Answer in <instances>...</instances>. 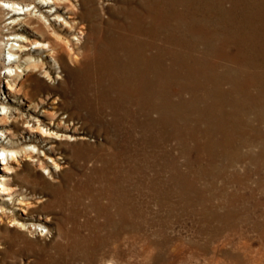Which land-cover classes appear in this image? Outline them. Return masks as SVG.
<instances>
[{
  "label": "rangeland",
  "instance_id": "rangeland-1",
  "mask_svg": "<svg viewBox=\"0 0 264 264\" xmlns=\"http://www.w3.org/2000/svg\"><path fill=\"white\" fill-rule=\"evenodd\" d=\"M203 1L204 0L194 1L193 7H195L196 10L194 8H192V10L194 14L199 17L193 18V20L191 19L189 23L193 21V23L191 24H193V26H198L199 24L200 25L205 24V22L208 21V23L210 24L212 23L210 30L213 32V34L212 32H210L212 37L210 33L208 37L207 34L209 31H207L206 38L207 39L210 38L209 41L210 40L211 41L207 43L205 42V44H203L201 41L202 40L201 35L197 34L196 31H194L195 33L191 37L194 39V44H196L195 46L197 47H194L193 49H198L201 52V55L203 56L202 58L205 57L204 60L205 59L207 60V61L203 60L205 64L212 59L210 63H213L216 69L212 68L214 69V71L212 70L213 72L210 70H209L210 72L206 70H203L199 73L197 72L196 74L192 75V78H189L185 72H182V75L179 76V79L176 80V83L174 82V84L170 85V87H172V89L175 90V92L173 93L170 92V97L176 101V106L171 108L172 112L169 117L170 119H167L166 120L167 122L165 121L161 125L163 128L161 126L159 127V129L161 130V131L159 130V143L160 144L156 146V150L154 154L156 161H153L154 163H151V165H150V161L149 163L145 161L143 162L140 161L141 167H143L145 170L142 168L143 171H140V173H136V174H134V172L131 170V167H134L136 166V164H140V163L137 162V160H135L133 157L126 158L124 156H121V154H119L120 149L117 147V145H115L116 147L114 146L112 148L107 147L106 145L108 146L112 145L110 138L108 136V133L105 131L104 128L102 129V127H100L99 124L97 126V124L90 122V120L88 119L89 116H87L88 114H85L87 113V110L84 107V105H85V100L88 96V93L85 92V90L82 88L83 87L82 79L81 77H79L82 72L81 67L84 66V63L82 61L84 59L83 54L88 49L89 42H91V39L88 38V36H85V34L81 31L82 30L87 31V29H89V27H91L92 24L101 25V26L104 24H107L106 21L109 18H121L123 14L121 12V9L119 8L123 4L127 5L128 4L127 0H34V1L31 0L33 4L30 6L28 13L19 15L20 20L17 23L11 22V20L14 19V15L12 11H9V9L4 8L0 4V151H2V148L4 146H9L10 148L16 149L18 151L17 158H15V160L13 161L11 160L9 163H6V161L0 156V180H2L3 183H5L6 186L9 187L7 189L10 190L9 192H5L6 188L3 187V183L0 181L1 183L0 184V230H4V232L6 233L5 234L6 236L4 237L0 234V239H1L0 240V264H46V263L47 264H54V263L55 264H58V263L59 264H63V263L64 264H75V263L76 264H79V263L80 264H91V263L97 264L99 262H100L99 264H105V263L107 264V260L110 257H112L114 253H116L115 251H118L119 253L117 254V257H119V261L121 262V264H223V263L224 264H235L236 262H237L236 264H240V263L241 264H259V263L264 264V255H263L264 254V249H263L264 248V208H263L264 207L263 205L264 204L263 202L264 201V150H263L264 149V140H263L264 135L262 137V134H264V115H263L264 114V111H263L264 110V91L263 90L261 91L259 87H257V85H253V86L250 85L251 80H252V78L250 77V73L255 70L254 68L251 67L250 65L251 63L248 64L249 62L246 63L244 60H242L243 53L241 54L239 53V56L241 55L240 60H236L235 58L234 60L233 59L230 60V57L228 56V55L233 56V53L234 55L237 54L236 51H238V45L240 44L239 35H236L235 38H233L231 42H230L231 36L230 37L228 36L229 40L225 38L226 40H228L227 41L228 44L226 46L222 45L223 47L221 48L218 47L220 53L222 54L225 53L223 60L218 57V61L222 63L224 61L226 64V67L225 65H220V63L219 64L214 63L215 62L214 56L216 57L215 55L216 50L214 49V46H216V44L217 46H219V43H221L220 42L221 40L218 35L222 33V32L218 33L215 30V28H217V26L219 25L218 23H221L224 19H226V15L222 10L226 8L231 9L234 5L235 0H229V1L228 0H223V1L205 0L204 5H203ZM237 2H239L236 4L237 10L235 9L234 10L235 14H231L229 18H233L234 20L236 19L243 20L246 23L262 20L260 21L261 25L264 24V20H263L264 19V5H263L264 0H248V1L247 0H237ZM24 3L25 4L30 3V0H25ZM196 3L197 5H195ZM240 6L242 9L240 8ZM112 10L114 12H112ZM203 10L204 11L206 10V11L204 12ZM209 12L210 14H208ZM256 13L257 14L259 13V14L257 15ZM200 14L202 15L200 16ZM204 14H206L207 19L209 20L204 19V16H205ZM233 15L234 17H232ZM33 17H37V18L39 17L38 19L40 21L32 20L31 18ZM212 17H214L215 19ZM176 22L178 26V22H180V20L179 21L176 20ZM216 22H217V25H216ZM218 27L227 28L226 26H221V25H219ZM227 29L229 30V28ZM213 30L216 32H214ZM229 31L228 33H230ZM17 34L25 38V40L18 39L17 37L15 39V35ZM230 34H233V33H230ZM58 35H59V38H58ZM36 40H40L41 42L37 43ZM85 40H86V44H85V47H83L82 43L83 41L85 43ZM12 42L17 44L14 47H18V44L22 43V44H26L28 47H33V48L30 50H25V51L18 49L17 51L20 56L16 58L15 55L12 54L13 53L12 52L13 51ZM250 42L251 41H248V43L246 42V45H249ZM49 43L55 44V47H53V49H50L49 47L43 48V49L35 47L38 44H49ZM86 45H87V48H86ZM176 49L178 50V52H181L179 48H176ZM53 51H55V53H53ZM244 51L251 52V49L248 46L244 48ZM210 54H213V55H210ZM29 56H33L39 61V66L41 67V69H39L40 68L39 66L37 67H34L33 65L29 66L28 64ZM259 59L260 61H263V58L261 56L259 57ZM10 65H13V68H10L9 67ZM205 66L206 68L210 67V65L208 66V64ZM16 68L18 70L17 74H16V71H17ZM257 71L263 72V69L258 68ZM46 72H47V75H46ZM238 72L239 73L242 72V73L239 74ZM231 74L232 75L234 74V76H232ZM244 74L247 76H245ZM218 75H220V77L222 78L221 80V84L223 86L222 88H225L226 92L232 90L230 89L231 83H233L235 80L236 81L238 80V82L242 84V87H240V85L238 84V87H240L236 89V91L237 90L238 91L237 92L235 90L233 92L231 91V93L228 94V96H226L225 98L223 97V100L220 96L210 97L207 93V91L209 90L208 88L210 89L218 88L217 84H219V82L216 79ZM223 75L225 76L223 77ZM211 76H214V77L211 78ZM226 78L229 81L226 80ZM192 80L196 84L198 83L202 84V86L195 93H191L189 90L187 91L186 89V86L191 85V83H193ZM216 81L218 83H216ZM11 83H13L12 88L9 86ZM227 83H228V86H227ZM183 84H185V86H183ZM207 84L208 86L210 84V86L208 88L207 87L205 88ZM166 85H169V83H167ZM82 89L84 90V92ZM182 89L183 90L186 89V90L183 91ZM257 89L259 92H257ZM167 91L169 93L170 90H167ZM182 94L183 95L185 94V95L183 96ZM193 95H195L194 97L196 98L194 102H191L192 104V107H191V106H188V104L190 103V100L193 97ZM242 95L243 97H241ZM245 95L246 96L248 95V96L246 97ZM250 95L253 96L254 99H256L257 101L252 100L251 102L250 100L248 102L249 99L247 100L246 98H249ZM235 96H237V98ZM206 97H209V98H206ZM180 100H183V101L187 100L186 102H188V104L186 105L184 104L183 106L179 105L178 102ZM232 100H236L238 103L242 102L241 106L243 107H241V109H235L232 105H230V103H227ZM213 101H215L214 103L216 104L214 110L213 111L210 110L211 112L206 110V113L200 114V112H203L204 108L207 107L209 104L215 105ZM252 106L253 108H251ZM221 108L225 109L224 117L221 115V111H220ZM173 109L176 110V112ZM189 112H192V113H189ZM260 113L261 114L263 113L262 116ZM247 114L250 116H248ZM179 115H181L182 118L178 117ZM251 117H254V118H251ZM189 118L190 120H188ZM238 123L239 125L241 124L240 125L241 129ZM80 124H83V125H80ZM65 125H69L70 128L67 129L65 127H62ZM44 126H45V129L50 130L51 128V130L55 132L58 131L59 133H66V134L68 132V134L71 135L72 137L71 136L69 138H64V137L54 138L53 137L49 141L43 142L41 141L42 140L41 136H42V130L44 129ZM218 126L221 128H219ZM208 128H211V129H208ZM10 129L15 130V133L14 132L8 133V130ZM219 129H221V131ZM253 130L256 132H254ZM180 131H183V132H180ZM6 132L7 134H9V137L15 134L14 135L15 137L12 138L15 141V143L12 144L11 146L9 145V139L5 138ZM105 132L107 133V135ZM80 135H85L87 136V138L86 137L80 138ZM258 136L260 138L259 141L257 139ZM218 137L219 138L221 137V138L219 139ZM180 138L182 141L180 140ZM171 139H173L174 141ZM170 140L172 141V143ZM55 142L58 145L54 146L53 144H56ZM84 144L85 146L86 145L87 146L85 147ZM89 144L91 145L89 146ZM26 146L27 147L29 146L28 148L30 149V151L31 149H33L31 155L28 154L30 152L25 151V149H27ZM203 149L205 151L204 153L202 152ZM161 150L162 151L164 150V152L162 153ZM239 150L240 152L242 150L243 151L240 153ZM75 151H78V152L81 151V152L78 153ZM105 151L106 152L109 151L110 157L116 158L117 156V158L115 159V164L117 163L116 166L121 165L122 168H120L119 170L122 173L124 172L123 174H128V176L130 177L129 179L133 177L132 179L136 181L138 176H140V178L142 179V183L140 184L137 183L135 185L137 186L139 184L140 188L141 186H143L142 189L141 190L137 189L138 191H136L135 189H133V187H131L130 188L131 191H129L127 194L129 196L131 195L129 198L128 204L125 207L127 211L125 210L123 214L119 210L120 213H122L124 216L121 214H117V215L112 214L116 210V208L115 207H111V209L109 208V203H110L109 200H110V197L114 189H112V186L108 184L107 180L106 181L100 180L101 178L96 175L97 172L96 170H94V167L100 164L99 162L101 161L99 157H102ZM206 151L209 153H206ZM74 152L75 154H73ZM121 152L123 153L125 151H121ZM188 152L190 155L188 154ZM90 153H92V155ZM127 154L129 153H126V155ZM86 155H88L89 157ZM160 157L162 158L161 160H160ZM168 157L169 159L171 157H174V158H171L169 161ZM230 157H232L233 159ZM251 158H254V159H251ZM121 159L124 161H122ZM214 160L215 162L213 163ZM218 161L221 164V166L218 163ZM118 163H120V165ZM230 164L233 166H231ZM159 168H161V170ZM184 168L185 170H183ZM82 170H85V171L82 172ZM246 170L248 171V173ZM85 172H86V176H85ZM255 172L256 173L258 172L259 174H255ZM149 173L151 175H149ZM169 174L170 176L172 174L173 175L170 177ZM249 174L251 175L249 176ZM205 176L207 178H205ZM86 177L88 178V180ZM94 177H95V180H94ZM189 177H191L192 179ZM186 178L189 182L186 180ZM56 183H58V185ZM257 184H259V186ZM262 185L263 187H260ZM86 188L87 190L90 188L89 192L84 191ZM113 188H114V185H113ZM202 190L206 192L204 193ZM110 191H111V195L109 194ZM233 193H235V195H233ZM82 194L84 197L82 196ZM116 194L117 193H115V195ZM63 195L65 196L63 197ZM93 195L96 197H94ZM115 195L114 194L112 195L114 196L113 200L116 197ZM74 196H76V198L73 199ZM78 197L80 198V200ZM51 198H60L64 202L60 201L59 203L60 204L62 203L61 205L59 204V206H52L50 208L52 210L48 209V211H45V210L41 211L40 209H33L34 205L39 204L41 200L43 201V199L45 200V199H51ZM183 198L184 200H182ZM66 199L68 200V202ZM94 202L96 204H94ZM204 204L206 207L204 206ZM103 205L106 208H103ZM30 206H33V207L31 208ZM260 206H263V207H260ZM91 207L94 209V211ZM172 207L174 208V211ZM237 208L239 209V211ZM80 210L82 211L83 214L81 213ZM80 213L81 215L79 216ZM84 213H86V215ZM143 213L145 216L143 215ZM82 215H84L85 218ZM49 216L51 217V219H47ZM98 216H102L103 217V218L101 217L102 220ZM169 216H170V219H169ZM69 217H70V220L68 219ZM237 217L238 218L240 217V218L238 219ZM232 219H234L235 221H233ZM107 221H109V223L110 222L112 223L109 224ZM68 222H69V227H68ZM99 223L101 224V226ZM140 223L142 224L140 225ZM58 224L61 225V227L65 229H74L76 231L78 230L77 232H78L79 237L78 236L77 237L80 239V245L82 246V248H80L79 250L77 249L78 251L75 253L76 255L72 254L73 255L72 256V255H69L68 253L60 254L58 252L60 248H58L59 246H57V242L61 241L60 238H58L59 236L57 233ZM96 224H98L99 226H96ZM109 226L110 228L111 227L112 228L110 229ZM135 228H139V229H135ZM115 230L119 232H116ZM92 233H95V235L94 234L92 235ZM215 233L217 234L215 235ZM128 236H130V238ZM140 237L142 238V240ZM148 237L150 238V240ZM165 237H168V238L165 239ZM98 240H101L102 242ZM108 240L110 241V243ZM121 240L123 241L121 242ZM54 242H56V244ZM196 244L198 247L196 246ZM119 245H121L122 247ZM116 247H118L117 248L118 250L116 249ZM120 248H122L124 251L121 250ZM195 251H198V252H195ZM140 253L143 255H139ZM103 258L105 259L103 260ZM238 260H239V263H238ZM249 260L250 261L252 260V261L250 262Z\"/></svg>",
  "mask_w": 264,
  "mask_h": 264
},
{
  "label": "bare ground",
  "instance_id": "bare-ground-1",
  "mask_svg": "<svg viewBox=\"0 0 264 264\" xmlns=\"http://www.w3.org/2000/svg\"><path fill=\"white\" fill-rule=\"evenodd\" d=\"M25 0H0V4L6 8L9 9V11H12L13 15H14V19L11 20V22L13 23H17L20 20V16L21 14H27L30 6L33 4L30 0V3H24ZM34 1V0H33ZM195 0H127L128 4L125 5L123 4L120 8L118 6L119 9H121V12L123 14V16L121 18H109L106 22L107 24L104 25H95L92 24L91 27H89V29H87V31L82 30L81 32H83L85 34V36H88V38L91 39V42H89V47L88 49L84 52V59L82 60L84 63V66H82L81 68V74L79 77H81L82 79V88L85 90V92L88 93V96L85 100V105L84 107L87 110L88 114L87 116L88 119L90 120V122L99 124L100 127H102V129L104 128L105 131L108 133V136L110 138V141L112 143L111 146H107V147H114L115 145H117V147L120 149L119 154H121V156L124 157H133L135 160H137V162H139L140 164H136V166L131 167V170L134 172V174L136 173H140V171H143L141 167V162L145 161L147 163H149L150 161V165L151 163H154L153 161H156L155 159V150H156V146L159 143V127L167 120L170 119V114H171V108L176 106V101L170 97V92H175V90L172 89V87H170L171 84H174V82L176 83V80L179 79V76L182 75V72H185L186 75L189 78H192L193 74H196L197 72H201L203 70L206 71H214L215 68L213 63H210L212 61V59L207 62L205 64V60L204 58H202L203 56L201 55V52L198 49H193L196 44H194V39L191 37L196 31L197 34L201 35L202 40L200 38V40L202 41L203 44H205V42H210L209 39L210 38H206L207 36L209 37V33L212 32L211 29V24L207 22H205V24H199L198 26H193V21L191 23H189V21L193 18L199 17L197 15L194 14L192 8L195 9V7H193V3ZM205 1V0H204ZM204 1H203V5H204ZM223 1V0H221ZM229 1V0H228ZM248 1V0H247ZM92 2V1H91ZM124 2V1H123ZM244 2V1H243ZM253 2V1H252ZM263 2V1H262ZM206 3V2H205ZM210 3V2H208ZM219 3V2H218ZM222 3V2H220ZM239 3L237 2V0L234 1V5L231 9H224L222 10L225 15H226V19H224L221 23H218L221 26H226L227 28H229V30L227 28H220L217 26V28H215V30L221 34H219V38H220V42L219 46H214V49L216 50V57L215 58V62L220 65H225V62H219L218 61V57L220 59L223 60V57L225 56V53L222 54L220 53L218 47H223L226 46L228 44V36H231V40L230 42L233 40V38H235L236 35H239L240 37V44L238 45V51L236 55L233 56L232 55H228L230 57V60H234V58L236 60H240V56L239 53H243V59L246 63L250 64L252 68H254L255 71L250 73V77L252 78L250 85H257V87H259V89L262 91H264V24L261 25L262 20L260 21H252V22H244L243 20H239L236 19L234 20L233 18H229V16L231 14H235L234 10L237 8L236 4ZM242 4V3H241ZM258 4V3H257ZM262 4V3H261ZM197 5V3L195 4ZM202 5V4H200ZM207 5V4H206ZM213 5V4H212ZM215 5V4H214ZM231 5V4H230ZM264 5V4H263ZM181 6V7H180ZM210 6V5H209ZM224 6V5H222ZM228 6V5H227ZM35 7V6H34ZM92 7V5H91ZM94 7V6H93ZM251 7V6H250ZM258 7V6H257ZM261 7V6H260ZM117 8V9H118ZM197 8V7H196ZM205 8V7H203ZM208 8V7H207ZM241 8V6H240ZM246 8V6H245ZM249 8V7H248ZM88 9V7H87ZM86 9V10H87ZM115 9V8H114ZM228 9V10H227ZM242 9V8H241ZM259 9V8H258ZM263 9V8H262ZM196 10V9H195ZM202 10V9H201ZM211 10V8H210ZM220 10V9H219ZM237 10V9H236ZM246 10V9H245ZM204 11V10H203ZM206 11V10H205ZM204 11V12H205ZM209 11V10H207ZM242 11V10H241ZM248 11V10H247ZM257 11V10H256ZM263 11V10H262ZM112 12H114L112 10ZM120 12V10H119ZM214 12V11H213ZM255 12V11H254ZM87 13V12H86ZM95 13V12H94ZM93 13V15H94ZM111 13V12H110ZM197 13V12H196ZM199 13V12H198ZM202 13V12H201ZM222 13V12H221ZM101 14V13H100ZM121 14V15H122ZM210 14V12L208 13ZM253 14V13H252ZM257 14V13H256ZM255 14V15H256ZM259 14V13H258ZM257 14V15H258ZM261 14V13H260ZM92 15V14H91ZM120 15V16H121ZM202 14H200L201 16ZM205 15V16H204ZM204 19L205 20H209L207 19L206 14H204ZM241 15V14H239ZM238 15V17H239ZM254 15V16H255ZM221 16V15H220ZM224 16V15H223ZM234 17V15L232 16ZM39 18V17H38ZM37 17H33L31 18L32 20H36V21H40ZM203 18V17H201ZM214 18V17H212ZM218 18V16H217ZM245 18V16H244ZM256 18V17H255ZM22 19V18H21ZM106 19V18H105ZM215 19V18H214ZM93 20V19H92ZM98 20V19H97ZM176 20H180V22H178V26H177V22ZM200 20V19H198ZM221 20V19H220ZM248 20V19H247ZM264 20V19H263ZM105 21V20H104ZM251 21V20H249ZM31 22V21H30ZM33 22V21H32ZM195 22V20H194ZM258 22V23H257ZM39 23V22H38ZM43 23V22H42ZM41 23V24H42ZM92 23V22H91ZM260 23V24H259ZM44 25V24H43ZM217 25V22H216ZM215 27V26H214ZM87 28V27H86ZM44 29V28H43ZM230 34L228 33V31ZM208 32L207 36H206V32ZM214 31V30H213ZM214 31V32H216ZM45 34V33H44ZM213 34V32H212ZM263 36H262V35ZM211 35V33H210ZM224 35V36H223ZM43 36V35H42ZM195 36V35H194ZM233 36V37H232ZM16 37L18 39H22L25 40V38H23L22 36H19L18 34L15 35V39ZM212 37V35H211ZM216 37V36H215ZM10 38V37H9ZM57 38V37H56ZM59 38V35H58ZM86 38V37H85ZM84 38V39H85ZM196 38V37H195ZM228 40H226V39ZM12 39V38H11ZM213 39V38H212ZM245 39V40H243ZM196 40V39H195ZM198 40V38H197ZM215 40V39H214ZM219 40V39H218ZM88 41V40H87ZM90 41V40H89ZM235 41V40H234ZM248 41H251L249 43V45H246V42L248 43ZM37 43H40V40H36ZM48 42V41H47ZM46 42V43H47ZM62 42V41H61ZM82 42V40H81ZM33 43V42H32ZM53 43V42H52ZM58 43V42H57ZM91 43V44H90ZM199 43V42H198ZM214 43V42H213ZM13 47H12V54L15 55V57H19L20 55L18 54V49L21 50H30L33 47H28L26 44H22L19 43L18 47H14L15 45H17L16 43L12 42ZM86 44V40L85 43L83 41L82 45L83 47H85ZM201 44V43H200ZM211 44V43H210ZM237 44V43H236ZM57 45V44H56ZM223 45V46H222ZM200 46V45H199ZM205 46V45H204ZM213 46V45H212ZM251 49V52H245L244 48L248 47ZM35 47L37 48H50L53 49V47H55V44H38ZM82 47V48H83ZM185 50H190V51H185ZM207 47V46H206ZM205 47V48H206ZM229 47V46H228ZM87 48V45H86ZM85 48V49H86ZM176 48H179L181 52H178V50ZM217 48V49H216ZM183 49V50H181ZM212 49V48H211ZM227 49V48H226ZM192 50V51H191ZM206 50V49H205ZM209 50V49H208ZM207 50V51H208ZM230 50V49H229ZM52 51V50H51ZM204 51V50H202ZM210 52V51H209ZM208 52V54H209ZM215 52V51H214ZM228 52V51H227ZM52 53V52H51ZM50 53V54H51ZM53 53H55V51H53ZM207 53V52H206ZM49 55V53H48ZM213 55V54H210ZM80 56V55H79ZM263 58V61H260L259 57ZM207 58V57H206ZM204 60V61H203ZM28 61V60H27ZM207 61V60H206ZM260 61V62H258ZM81 62V61H80ZM240 62V61H239ZM243 62V61H242ZM82 63V64H83ZM222 63V64H221ZM228 63V62H226ZM233 63V62H232ZM238 63V61H237ZM241 63V62H240ZM29 66L33 65L34 67L39 66V61L34 58L33 56H29V62H28ZM208 66L210 65V67L206 68L205 65ZM234 65V64H233ZM238 65V64H237ZM81 66V65H80ZM243 66V65H242ZM241 66V67H242ZM247 66V65H246ZM262 66V67H261ZM10 68H13V65L9 66ZM19 67V66H17ZM40 67V66H39ZM222 67V66H220ZM219 67V68H220ZM228 67V66H227ZM238 67V66H237ZM205 68V69H204ZM236 68V67H234ZM258 68H262L263 72L257 71ZM35 69V68H34ZM38 69V68H36ZM41 69V67L39 68ZM216 69V68H215ZM221 69V68H220ZM224 69V68H223ZM231 69V68H230ZM248 69V68H247ZM17 70V68H16ZM246 70V69H245ZM209 71V72H210ZM212 71V72H213ZM232 71V70H231ZM238 71V70H237ZM262 71V70H261ZM80 72V71H78ZM222 72V71H221ZM220 72V73H221ZM224 72V71H223ZM245 72V71H244ZM243 72V73H244ZM18 73V70L16 71V74ZM20 73V72H19ZM183 73V74H185ZM203 73V72H202ZM218 73V72H217ZM234 73V72H233ZM239 73V72H238ZM242 73V72H240ZM239 73V74H240ZM215 74V73H214ZM226 74V73H225ZM237 74V73H236ZM47 75V72H46ZM204 75V74H203ZM206 75V74H205ZM208 75V74H207ZM229 75V74H228ZM232 75V74H231ZM245 75V74H244ZM210 76V75H209ZM225 75H223L224 77ZM234 76V74L232 75ZM240 76V75H239ZM247 76V75H245ZM249 76V75H248ZM182 77V76H181ZM204 77V76H202ZM214 76H211V78H213ZM231 77V76H230ZM188 78V79H189ZM201 78V77H200ZM229 78V77H228ZM239 78V77H238ZM248 78V77H247ZM246 78V79H247ZM209 79V78H208ZM219 82V84H217L218 88L217 89H210L208 88L210 86H205V88L207 87L209 90L207 91L208 95L210 97H217L220 96L223 100V97L225 98L226 96H228V94L231 93V91L233 92L234 90L236 91L237 88L242 87V84H240L238 82V80L234 81L233 83H231V91H227L225 90V88H222V84H221V80L222 78L220 77V75L217 76L216 78ZM231 79V78H230ZM249 79V78H248ZM190 80V79H189ZM201 80V79H200ZM226 80H228L226 78ZM241 80V79H239ZM76 81V80H75ZM187 81V80H186ZM212 81V79H211ZM214 81V79H213ZM229 81V80H228ZM243 81V80H242ZM183 82V81H182ZM190 82V81H189ZM193 82V80H192ZM200 82V81H199ZM216 81V83H218ZM74 83V82H72ZM81 83V82H80ZM167 83H169V85H166ZM184 83V82H183ZM204 83V81H203ZM225 84V83H224ZM238 84L240 85V87H238ZM244 84V83H243ZM248 84V83H246ZM11 88L13 87V83H11L9 85ZM75 86V84H74ZM73 86V87H74ZM80 86V84H79ZM183 86H185V84H183ZM202 86V84L198 83H191V85L186 86L187 91L189 90L191 93H195L197 92V90ZM228 86V83H227ZM72 87V86H71ZM15 88V87H14ZM80 88V87H79ZM175 88V87H174ZM203 88V87H202ZM201 88V89H202ZM212 88V87H211ZM252 88V87H251ZM82 89V90H83ZM186 89H182L183 91H185ZM75 90V89H74ZM79 90V89H78ZM83 90V92H84ZM167 90H170L169 93ZM173 90V91H172ZM180 90V89H179ZM207 90V89H206ZM205 90V92H206ZM225 90V91H224ZM71 91V90H70ZM238 91V90H237ZM236 91V92H237ZM240 91V89H239ZM242 91V90H241ZM250 91V90H249ZM78 92V91H77ZM80 92V91H79ZM257 92L258 89H257ZM75 93V92H74ZM86 93V94H87ZM183 93V92H182ZM235 93V92H234ZM255 93V92H254ZM85 94V93H84ZM166 94V95H165ZM177 94V93H176ZM245 94V93H244ZM183 95V94H182ZM185 95V94H184ZM183 95V96H184ZM187 95V93H186ZM199 95V94H198ZM238 95V94H237ZM255 95V94H254ZM77 96V95H76ZM195 95H193V97L190 100V103L188 104V102L180 100L178 103L179 105H186L188 104V106L192 107L191 102L195 101L194 97ZM246 96V95H245ZM248 96V95H247ZM246 96V97H247ZM83 97V96H82ZM179 97V96H178ZM201 97V96H200ZM204 97V96H203ZM237 98V96H235ZM243 97V95L241 96ZM251 97V98H250ZM249 98H246L248 100V102L251 100L253 101H257L256 99H254L253 96L250 95ZM85 98V97H84ZM187 98V97H186ZM209 98V97H206ZM230 98V97H229ZM234 98V97H233ZM216 99V98H215ZM239 99V98H238ZM262 99V98H261ZM72 100V99H71ZM221 100V99H220ZM219 100V101H220ZM79 101V100H78ZM84 101V100H83ZM228 101V99H227ZM262 101V100H260ZM215 101H213L214 103ZM225 102V101H224ZM245 102V101H244ZM75 103V102H74ZM82 103V102H81ZM201 103V102H200ZM227 103H230V105H232L235 109H241V103L237 102L236 100H232L229 101ZM191 104V105H190ZM215 104V103H214ZM201 105V104H200ZM249 105V104H248ZM253 105V104H251ZM258 105V104H257ZM79 106V105H78ZM178 106V105H177ZM195 106V105H194ZM216 104H209L207 107L204 108L203 112H200V114H204L206 113V110L210 111V110H214ZM224 106V105H223ZM263 106V105H262ZM77 107V106H76ZM180 107V106H179ZM186 107V106H184ZM197 107V106H196ZM204 107V106H203ZM257 107V106H256ZM259 107V106H258ZM3 108V107H2ZM178 108V107H177ZM176 108V109H177ZM253 108V106L251 107ZM5 109V108H4ZM219 109V108H217ZM229 109V108H228ZM249 109V107H248ZM255 109V108H254ZM253 109V110H254ZM174 110V109H173ZM178 110V109H177ZM180 110V109H179ZM230 110V109H229ZM243 110V109H242ZM176 112V110H174ZM199 111V110H197ZM221 115L224 117L225 114V109L221 108ZM236 111V110H235ZM246 111V110H245ZM251 111V110H250ZM264 111V110H263ZM187 112V111H186ZM211 112V111H210ZM227 112V111H226ZM230 112V111H229ZM256 112V111H255ZM258 112V111H257ZM81 113V112H80ZM192 113V112H189ZM219 113V111H218ZM70 114V113H69ZM74 114V113H72ZM261 114V113H260ZM259 114V115H260ZM263 114V113H262ZM261 114V116H262ZM174 115V114H173ZM177 115V114H175ZM195 115V114H194ZM218 115V114H217ZM229 115V114H228ZM237 115V114H236ZM248 115V114H247ZM264 115V114H263ZM9 116V115H8ZM7 116V117H8ZM187 116V115H186ZM196 116V115H195ZM198 116V115H197ZM214 116V115H213ZM235 116V115H234ZM240 116V115H239ZM250 116V115H248ZM253 116V115H252ZM5 117V116H4ZM178 117H181V115H179ZM221 117V118H223ZM76 118V117H75ZM176 118V117H175ZM182 118V117H181ZM195 118V117H194ZM207 118V117H206ZM210 118V117H209ZM208 118V119H209ZM215 118V117H214ZM234 118V117H232ZM240 118V117H239ZM254 118V117H251ZM85 119V118H84ZM200 119V118H199ZM263 119V118H262ZM67 120V119H66ZM172 120V119H171ZM190 120V118L188 119ZM205 120V119H204ZM222 120V119H221ZM85 121V120H84ZM178 121V119H177ZM207 121V120H206ZM210 121V120H209ZM214 121V120H213ZM228 121V120H227ZM233 121V120H232ZM235 121V120H234ZM238 121V119H237ZM262 121V120H261ZM167 122V121H166ZM170 122V121H169ZM186 122V121H185ZM226 122V121H225ZM82 123V122H81ZM172 123V122H171ZM174 123V122H173ZM183 123V122H182ZM191 123V122H190ZM261 123V122H260ZM68 124V123H67ZM166 124V123H165ZM215 124V123H214ZM225 124V123H224ZM228 124V123H227ZM257 124V123H256ZM255 124V125H256ZM262 124V123H261ZM83 125V124H80ZM88 125V124H87ZM177 125V124H176ZM186 125V124H185ZM192 125V124H191ZM217 125V124H216ZM239 125V123H238ZM241 125V124H240ZM239 125V127H240ZM39 126V125H38ZM37 126V128H38ZM164 126V125H163ZM170 126V125H169ZM172 126V125H171ZM175 126V125H174ZM179 126V125H178ZM189 126V125H188ZM196 126V125H195ZM235 126V125H234ZM65 127L67 129L70 128L69 125H65L62 126ZM162 127V126H161ZM166 127V126H165ZM190 127V126H189ZM213 127V126H212ZM219 127V126H218ZM225 127V125H224ZM223 127V128H224ZM238 127V126H237ZM263 127V125H262ZM42 128V127H41ZM40 128V129H41ZM163 128V127H162ZM177 128V127H176ZM197 128V127H196ZM221 128V127H219ZM227 128V127H226ZM229 128V127H228ZM257 128V127H256ZM170 129V128H169ZM194 129V128H193ZM207 129V128H206ZM211 129V128H208ZM241 129V127H240ZM221 131V129H219ZM252 130V129H251ZM102 131V130H101ZM161 131V130H160ZM163 131V130H162ZM174 131V130H173ZM240 131V130H239ZM254 131V130H253ZM14 132L15 130H8V133ZM62 132V131H61ZM70 132V131H69ZM86 132V131H85ZM105 132V133H106ZM183 132V131H180ZM256 132V131H254ZM259 132V131H258ZM106 133V135H107ZM162 133V132H161ZM192 133V132H191ZM211 133V132H210ZM230 133V132H229ZM253 133V132H252ZM101 134V133H100ZM181 134V133H180ZM213 134V133H212ZM215 134V133H214ZM254 134V133H253ZM262 134V133H261ZM15 135V134H14ZM10 136L9 134H5V138L9 139V145L11 146L12 144L15 143V141L12 139L15 136ZM73 135V134H72ZM163 135V134H162ZM167 135V134H166ZM178 135V134H177ZM183 135V134H182ZM237 135V134H236ZM244 135V134H243ZM264 134H262L263 137ZM71 135L66 133H59L58 131H52L51 128L49 129H44L42 130V140L41 141H49L51 138H69ZM164 136V135H163ZM168 136V135H167ZM175 136V135H174ZM180 136V135H179ZM178 136V137H179ZM192 136V135H191ZM201 136V135H200ZM206 136V135H205ZM228 136V135H227ZM238 136V135H237ZM245 136V135H244ZM248 136V135H247ZM254 136V135H253ZM256 136V135H255ZM72 137V136H71ZM87 138V136L85 135H80V138ZM194 137V136H193ZM222 137V136H221ZM220 137V138H221ZM167 138V137H166ZM174 138V137H173ZM182 138V137H181ZM180 138V140H181ZM212 138V137H211ZM216 138V137H215ZM219 138V137H218ZM219 138V139H220ZM169 139V138H168ZM179 139V138H178ZM197 139V138H196ZM206 139V138H205ZM213 139V138H212ZM230 139V138H229ZM234 139V138H233ZM258 141H259V136H258ZM61 140V139H60ZM77 140V139H76ZM79 140V138H78ZM91 140V139H90ZM173 140V139H171ZM170 140V141H171ZM199 140V139H198ZM202 140V139H201ZM237 140V139H236ZM264 140V139H263ZM73 141V140H72ZM93 141V140H92ZM167 141V140H166ZM174 141V140H173ZM182 141V140H181ZM191 141V140H190ZM210 141V140H209ZM217 141V140H216ZM223 141V140H222ZM226 141V140H225ZM234 141V140H233ZM238 141V140H237ZM254 141V139H253ZM256 141V140H255ZM63 142V141H62ZM88 142V141H87ZM98 142V141H97ZM104 142V140H103ZM228 142V141H227ZM226 142V143H227ZM247 142V141H246ZM251 142V141H250ZM56 143V142H55ZM82 143V142H81ZM86 143V142H85ZM93 143V142H92ZM172 143V141H171ZM203 143V142H202ZM223 143V142H222ZM239 143V142H238ZM243 143V142H242ZM249 143V142H248ZM246 143V144H248ZM262 143V142H261ZM8 144V143H7ZM61 144V143H60ZM178 144V143H177ZM200 144V143H198ZM206 144V143H205ZM216 144V143H215ZM236 144V143H235ZM253 144V143H252ZM30 145V144H29ZM54 146L58 145L53 144ZM52 145V146H53ZM78 145V144H77ZM91 144H89L90 146ZM93 145V144H92ZM97 145V144H96ZM188 145V144H187ZM190 145V143H189ZM60 146V145H59ZM85 146V144H84ZM87 146V145H86ZM85 146V147H86ZM161 146V145H160ZM199 146V145H198ZM202 146V145H201ZM221 146V145H220ZM230 146V145H229ZM27 147V146H26ZM29 147V146H28ZM27 147V149H25V151L30 152L28 153L29 155L32 154L33 149H30ZM82 147V146H81ZM84 147V148H85ZM97 147V146H96ZM116 147V146H115ZM171 147V146H170ZM179 147V146H178ZM205 147V146H203ZM212 147V146H210ZM214 147V146H213ZM216 147V145H215ZM227 147V146H226ZM224 147V148H226ZM233 147V146H231ZM243 147V146H242ZM247 147V146H246ZM261 147V146H260ZM163 148V147H162ZM166 148V147H165ZM186 148V147H185ZM235 148V147H234ZM245 148V147H244ZM248 148V147H247ZM93 149V148H92ZM91 149V150H92ZM99 149V148H98ZM117 149V148H116ZM214 149V148H213ZM219 149V148H218ZM229 149V148H228ZM232 149V148H231ZM237 149V148H236ZM256 149V148H255ZM84 150V149H83ZM88 150V149H87ZM90 150V151H91ZM106 150V149H105ZM113 150V149H112ZM158 150V149H157ZM186 150V149H185ZM196 150V149H195ZM194 150V151H195ZM216 150V149H215ZM235 150V149H234ZM257 150V149H256ZM255 150V151H256ZM264 150V149H263ZM262 150V151H263ZM86 151V150H85ZM89 151V152H90ZM121 151H125V152H121ZM162 151V150H161ZM167 151V149H166ZM187 151V150H186ZM226 151V150H225ZM243 151V150H242ZM241 151V152H242ZM17 150L10 148L9 146H4L2 148V151H0V156L6 161V163H9L11 160H15V158H17L18 154H17ZM78 152V151H75ZM75 152L73 154H75ZM81 152V151H80ZM78 152V153H80ZM92 152V151H91ZM164 152V150L162 151V153ZM183 152V151H182ZM190 152V150H189ZM188 152V154H189ZM203 153L205 152L204 149L202 151ZM219 152V150H218ZM231 152V151H230ZM240 152V150H239ZM240 152V153H241ZM248 152V151H247ZM258 152V151H257ZM21 153V152H20ZM85 153V152H84ZM100 153V151H99ZM116 153V152H115ZM126 153H129L126 155ZM167 153V152H166ZM186 153V152H185ZM184 153V154H185ZM206 153H209L206 151ZM213 153V152H211ZM233 153V152H232ZM238 153V152H237ZM236 153V154H237ZM71 154V153H70ZM72 154V155H73ZM92 155V153H90ZM96 154V153H95ZM98 154V153H97ZM198 154V153H197ZM244 154V153H243ZM249 154V153H248ZM262 154V152H261ZM69 155V154H68ZM79 155V154H78ZM89 155V154H88ZM86 155V156H88ZM112 155V154H111ZM117 155V154H116ZM126 155V156H125ZM158 155V154H157ZM187 155V154H186ZM190 155V154H189ZM194 155V154H193ZM208 155V154H206ZM229 155V153H228ZM232 155V154H231ZM258 155V154H257ZM260 155V153H259ZM258 155V156H259ZM26 156V154H25ZM94 156V155H93ZM119 156V155H118ZM154 156V157H153ZM170 156V154H169ZM182 156V155H181ZM196 156V155H195ZM212 156V155H211ZM222 156V155H221ZM224 156V155H223ZM235 156V155H233ZM250 156V155H249ZM253 156V154H252ZM71 157V156H70ZM89 157V156H88ZM163 157V156H162ZM199 157V156H198ZM205 157V156H204ZM220 157V156H219ZM262 157V156H261ZM260 157V158H261ZM76 158V157H75ZM80 158V157H78ZM91 158V157H90ZM117 158V156H116ZM115 157H110L109 151L104 153V155L102 157H99L100 164L98 166L94 167V170H96L97 172V176H99L101 179L100 180H107L108 184L110 186H112L113 192L112 195L115 193H117L115 196V199L113 200V197L111 195V191L109 192V194L111 195L110 197V203H109V208L111 209V207H115L116 210L112 213L113 215H117V214H121L123 215L124 211L126 210L125 207L128 204L129 198L130 196L127 195L130 190L131 187H133V189H135L136 191H138L137 189H142L143 186H141L140 188V183H142V179L140 178V176H138V178L135 180H133L132 178L129 179L130 177L128 176V174H123L119 169L122 168V166L120 165V163H118L120 166H116L115 164ZM119 158V157H118ZM174 158V157H171ZM170 158V159H171ZM200 158V157H199ZM212 158V157H211ZM224 158V157H223ZM232 158V157H230ZM89 159V158H88ZM120 159V158H119ZM125 159V158H124ZM162 158L160 157V160ZM164 159V158H163ZM169 159V157H168ZM169 159V161H170ZM178 159V158H177ZM185 159V158H184ZM187 159V158H186ZM191 159V158H190ZM233 159V158H232ZM254 159V158H251ZM95 160V159H93ZM122 160V159H121ZM188 160V159H187ZM227 160V159H226ZM118 161V160H117ZM124 161V160H122ZM141 161V162H140ZM166 161V160H165ZM172 161V160H171ZM174 161V160H173ZM177 161V160H176ZM199 161V160H198ZM222 161V160H221ZM233 161V160H232ZM241 161V160H240ZM243 161V160H242ZM247 161V160H246ZM251 161V160H250ZM253 161V160H252ZM128 162V161H127ZM189 162V161H188ZM187 162V163H188ZM215 162V160L213 161V163ZM223 162V161H222ZM225 162V161H224ZM237 162V161H236ZM96 163V162H95ZM164 163V161H163ZM167 163V162H166ZM184 163V161H183ZM195 163V162H194ZM202 163V162H201ZM211 163V162H210ZM212 163V164H213ZM219 163V161H218ZM229 163V162H228ZM254 163V162H253ZM81 164V162H80ZM87 164V163H86ZM159 164V162H158ZM177 164V163H176ZM190 164V163H189ZM220 164V163H219ZM226 164V163H225ZM89 165V164H88ZM97 165V164H96ZM156 165V164H155ZM163 165V164H162ZM167 165V164H166ZM188 165V164H187ZM203 165V164H202ZM214 165V164H213ZM224 165V164H223ZM231 165V164H230ZM262 165V164H261ZM132 166V165H131ZM154 166V165H153ZM165 166V165H164ZM174 166V165H173ZM206 166V165H205ZM209 166V165H208ZM221 166V164H220ZM233 166V165H231ZM253 166V165H252ZM72 167V166H71ZM83 167V166H82ZM152 167V166H151ZM157 167V166H156ZM163 167V166H162ZM167 167V166H166ZM165 167V168H166ZM184 167V165H183ZM193 167V166H192ZM195 167V166H194ZM207 167V166H206ZM214 167V166H213ZM226 167V166H225ZM80 168V167H79ZM93 168V167H92ZM150 168V167H148ZM179 168V167H178ZM177 168V169H178ZM189 168V167H188ZM211 168V167H210ZM220 168V167H219ZM231 168V167H230ZM248 168V167H247ZM88 169V168H87ZM125 169V168H124ZM144 169V168H143ZM161 170V168H159ZM164 169V168H163ZM167 169V168H166ZM181 169V168H180ZM204 169V167H203ZM89 170V169H88ZM128 170V169H127ZM145 170V169H144ZM168 170V169H167ZM185 170V168L183 169ZM255 170V169H254ZM263 170V169H262ZM85 170H82V172ZM150 171V170H149ZM152 171V170H151ZM176 171V170H175ZM178 171V170H177ZM181 171V170H180ZM189 171V170H188ZM201 171V170H200ZM214 171V170H213ZM233 171V169H232ZM238 171V170H237ZM247 171V170H246ZM250 171V170H249ZM257 171V170H256ZM132 172V173H133ZM161 172V171H160ZM198 172V171H197ZM218 172V171H217ZM226 172V171H225ZM77 173V172H76ZM88 173V171H87ZM143 173V172H142ZM154 173V172H153ZM196 173V172H195ZM208 173V172H207ZM221 173V172H220ZM231 173V172H230ZM228 173V174H230ZM248 173V171H247ZM252 173V172H251ZM261 173V172H260ZM263 173V172H262ZM67 174V173H66ZM131 174V173H130ZM129 174V175H130ZM166 174V173H165ZM176 174V173H175ZM178 174V173H177ZM203 174V173H202ZM223 174V173H222ZM238 174V173H237ZM253 174V173H252ZM255 174H259L258 172ZM74 175V174H73ZM78 175V174H77ZM81 175V174H80ZM88 175V174H87ZM95 175V176H96ZM147 175V174H146ZM149 175H151L149 173ZM156 175V174H155ZM173 175V174H172ZM171 175V176H172ZM183 175V174H182ZM209 175V174H208ZM217 175V174H216ZM251 174H249L250 176ZM85 176H86V172H85ZM96 176V177H97ZM134 176V175H133ZM158 176V175H157ZM170 176V174H169ZM168 176V177H169ZM170 176V177H171ZM176 176V175H175ZM179 176V175H178ZM191 176V175H190ZM200 176V175H199ZM197 176V177H199ZM214 176V175H213ZM237 176V175H236ZM40 177V176H39ZM90 177V176H89ZM98 177V178H99ZM151 177V176H150ZM153 177V176H152ZM203 177V176H202ZM76 178V177H75ZM81 178V177H80ZM87 178V177H86ZM135 178V177H134ZM143 178V177H142ZM155 178V177H154ZM166 178V177H165ZM164 178V179H165ZM174 178V177H173ZM181 178V177H180ZM191 178V177H189ZM196 178V176H195ZM205 178H207L205 176ZM216 178V177H215ZM260 178V177H259ZM263 178V177H262ZM72 179V177H71ZM97 179V178H96ZM177 179V178H176ZM182 179V178H181ZM192 179V178H191ZM200 179V178H199ZM226 179V178H225ZM5 180V179H4ZM41 180V179H40ZM46 180V179H45ZM83 180V179H82ZM88 180V178H87ZM93 180V179H91ZM95 180V177H94ZM144 180V179H143ZM187 180V178H186ZM185 180V181H186ZM229 180V179H228ZM242 180V179H241ZM240 180V181H241ZM263 180V179H262ZM2 183L3 181L0 180ZM69 181V180H68ZM71 181V180H70ZM75 181V180H73ZM80 181V180H79ZM90 181V180H89ZM97 181V180H96ZM146 181V180H145ZM150 181V180H149ZM188 181V180H187ZM197 181V180H195ZM201 181V180H200ZM224 181V180H223ZM258 181V180H257ZM40 182V181H39ZM171 182V181H170ZM175 182V181H174ZM189 182V181H188ZM193 182V181H192ZM232 182V181H231ZM260 182V181H259ZM79 183V182H78ZM88 183V182H87ZM137 183H139L137 186H135ZM144 183V182H143ZM155 183V182H154ZM167 183V181H166ZM165 183V184H166ZM184 183V182H183ZM182 183V184H183ZM262 183V182H261ZM1 184V183H0ZM58 185V183H56ZM70 184V183H69ZM101 184V183H100ZM159 184V183H158ZM170 184V183H169ZM177 184V182H176ZM180 184V182H179ZM186 184V183H185ZM189 184V183H188ZM197 184V183H196ZM56 185V186H57ZM82 185V184H80ZM93 185V184H92ZM108 185V186H109ZM114 185V188H113ZM142 185V184H141ZM161 185V184H160ZM168 185V184H167ZM175 185V183H174ZM192 185V184H191ZM228 185V184H227ZM259 186V184H257ZM261 185V184H260ZM73 186V185H72ZM77 186V185H76ZM88 186V185H87ZM91 186V185H90ZM150 186V185H149ZM183 186V185H182ZM189 186V185H188ZM187 186V187H188ZM239 186V185H238ZM3 187L6 188L5 192H9L10 190H8L7 188H9L8 186H6L5 183H3ZM71 187V186H70ZM106 187V186H105ZM171 187V186H170ZM178 187V186H177ZM195 187V186H194ZM198 187V186H197ZM260 187H263L260 186ZM58 188V187H57ZM64 188V187H63ZM91 188V187H90ZM89 188V189H90ZM99 188V187H98ZM97 188V189H98ZM104 188V187H103ZM145 188V187H144ZM160 188V187H159ZM169 188V187H168ZM183 188V187H182ZM186 188V187H185ZM192 188V187H191ZM81 189V188H80ZM79 189V190H80ZM89 189L87 190V188L84 190L85 192H89ZM111 189V190H112ZM154 189V188H153ZM173 189V188H172ZM189 189V188H188ZM199 189V188H198ZM54 190V189H53ZM67 190V189H66ZM165 190V189H164ZM181 190V189H180ZM194 190V188H193ZM192 190V191H193ZM262 190V189H261ZM81 191V190H80ZM91 191V190H90ZM93 191V190H92ZM106 191V190H105ZM148 191V190H147ZM169 191V190H168ZM185 191V190H184ZM190 191V190H189ZM199 191V190H198ZM203 191V190H202ZM201 191V192H202ZM255 191V190H254ZM69 192V191H68ZM107 192V191H106ZM135 192V191H134ZM140 192V191H139ZM200 192V191H199ZM204 192V191H203ZM202 192V193H203ZM206 192V191H205ZM204 192V193H205ZM55 193V192H54ZM73 193V192H72ZM77 193V192H76ZM99 193V192H98ZM102 193V192H101ZM160 193V192H159ZM168 193V192H167ZM180 193V191H179ZM60 194V193H59ZM91 194V193H90ZM137 194V193H135ZM139 194V193H138ZM142 194V193H141ZM170 194V193H169ZM172 194V193H171ZM193 194V193H192ZM207 194V193H206ZM70 195V194H69ZM86 195V193H85ZM100 195V194H99ZM102 195V194H101ZM107 195V194H106ZM105 195V196H106ZM160 195V194H159ZM163 195V194H162ZM179 195V194H178ZM177 195V196H178ZM191 195V194H190ZM204 195V194H203ZM233 195H235V193H233ZM250 195V194H249ZM65 195H63L64 197ZM80 196V194H79ZM83 196V194H82ZM88 196V195H87ZM94 196V195H93ZM134 196V195H133ZM148 196V195H147ZM176 196V197H177ZM185 196V195H184ZM198 196V195H196ZM200 196V195H199ZM245 196V195H244ZM254 196V195H253ZM56 197V196H55ZM69 197V196H68ZM71 197V196H70ZM84 197V196H83ZM96 197V196H94ZM152 197V196H151ZM179 197V196H178ZM193 197V196H192ZM204 197V196H203ZM209 197V196H208ZM76 198V196L73 197V199ZM79 198V197H78ZM99 198V197H98ZM108 198V197H107ZM132 198V197H131ZM160 198V197H159ZM167 198V197H166ZM171 198V197H170ZM236 198V196H235ZM125 199V201H124ZM155 199V198H154ZM169 199V198H168ZM179 199V198H178ZM191 199V198H190ZM193 199V198H192ZM246 199V198H244ZM67 200V199H66ZM80 200V198H79ZM103 200V199H102ZM108 200V199H107ZM157 200V199H156ZM164 200V199H163ZM184 200V198L182 199ZM194 200V199H193ZM196 200V199H195ZM206 200V199H205ZM62 201V199L60 198H51V199H43V201L41 200V202L39 204H35L34 207L30 206L31 208L33 207V209H40L48 211V209H50L52 206H59V202ZM88 201V200H87ZM140 201V200H139ZM142 201V200H141ZM144 201V200H143ZM152 201V200H151ZM155 201V200H154ZM161 201V200H160ZM168 201V200H167ZM175 201V200H174ZM180 201V200H179ZM187 201V200H186ZM202 201V200H201ZM242 201V199H241ZM261 201V200H260ZM64 202V201H62ZM68 202V200H67ZM70 202V201H69ZM83 202V201H82ZM99 202V200H98ZM106 202V201H105ZM132 202V201H130ZM206 202V201H205ZM234 202V200H233ZM232 202V203H233ZM246 202V201H245ZM264 202V201H263ZM74 203V202H73ZM81 203V202H80ZM79 203V204H80ZM136 203V201H135ZM148 203V202H147ZM194 203V202H193ZM202 203V202H201ZM62 204V203H61ZM60 204V205H61ZM70 204V203H68ZM78 204V203H77ZM90 204V203H89ZM94 204H96L94 202ZM107 204V203H105ZM138 204V203H137ZM173 204V203H172ZM175 204V203H174ZM187 204V202H186ZM195 204V203H194ZM203 204V203H202ZM207 204V203H206ZM258 204V203H257ZM98 205V204H97ZM140 205V204H139ZM164 205V204H163ZM167 205V204H166ZM170 205V204H169ZM231 205V204H230ZM246 205V204H244ZM264 205V204H263ZM138 206V205H137ZM162 206V205H161ZM177 206V205H176ZM205 206V204H204ZM61 207V206H60ZM67 207V206H66ZM70 207V205H69ZM94 207V206H93ZM101 207V205H100ZM134 207V206H133ZM178 207V206H177ZM182 207V206H181ZM180 207V208H181ZM189 207V206H188ZM191 207V206H190ZM206 207V206H205ZM252 207V206H251ZM263 207V206H260ZM55 208V207H54ZM90 208V207H89ZM92 208V207H91ZM99 208V207H98ZM103 208L104 207L103 205ZM161 208V207H160ZM170 208V206H169ZM173 208V207H172ZM230 208V207H229ZM242 208V207H241ZM264 208V207H263ZM66 209V208H64ZM78 209V208H76ZM85 209V208H84ZM93 209V208H92ZM96 209V208H95ZM102 209V208H101ZM133 209V208H132ZM139 209V208H138ZM143 209V208H142ZM165 209V208H164ZM188 209V208H187ZM206 209V208H205ZM231 209V208H230ZM238 209V208H237ZM255 209V208H254ZM52 210V209H50ZM58 210V208H57ZM61 210V209H60ZM104 210V209H103ZM107 210V209H106ZM105 210V211H106ZM123 213H120V211ZM134 210V209H133ZM229 210V209H228ZM241 210V209H240ZM259 210V209H258ZM4 211V210H3ZM30 211V210H29ZM69 211V210H68ZM81 211V210H80ZM91 211V210H90ZM94 211V209H93ZM127 211V210H126ZM141 211V210H140ZM168 211V210H167ZM174 211V208H173ZM230 211V210H229ZM234 211V210H233ZM239 211V209H238ZM6 212V211H5ZM61 212V211H59ZM73 212V211H72ZM88 212V211H87ZM97 212V211H96ZM95 212V213H96ZM110 212V211H109ZM134 212V211H133ZM137 212V211H135ZM169 212V211H168ZM70 213V212H69ZM82 213V211H81ZM81 213L79 214V216L81 215ZM93 213V212H92ZM175 213V212H173ZM212 213V212H211ZM218 213V212H216ZM233 213V212H232ZM246 213V211H245ZM259 213V212H258ZM68 214V213H67ZM83 214V213H82ZM86 215V213H84ZM137 214V213H136ZM186 214V213H185ZM224 214V213H223ZM234 214V213H233ZM248 214V213H247ZM128 215V214H127ZM144 215V213H143ZM239 215V214H238ZM69 216V215H68ZM72 216V215H71ZM84 217V215H82ZM110 216V215H108ZM124 216V215H123ZM139 216V214H138ZM145 216V215H144ZM229 216V215H228ZM232 216V215H231ZM243 216V215H242ZM260 216V214H259ZM257 216V217H259ZM65 217V216H64ZM100 217V219L102 220V216H98ZM102 217V218H101ZM106 217V216H105ZM104 217V218H105ZM113 217V216H112ZM130 217V216H129ZM142 217V216H141ZM248 217V216H247ZM255 217V216H253ZM262 217V216H261ZM82 218V217H80ZM85 218V217H84ZM88 218V217H87ZM132 218V217H131ZM146 218V217H145ZM226 218V217H225ZM234 218V217H233ZM238 218V217H237ZM240 218V217H239ZM238 218V219H239ZM246 218V217H245ZM252 218V217H251ZM15 219V218H14ZM47 219H51V217L49 216ZM70 220V217L68 218ZM91 219V217H90ZM111 219V218H110ZM119 219V217H118ZM170 219V216H169ZM221 219V218H220ZM229 219V218H228ZM236 219V218H235ZM80 220V219H79ZM84 220V219H83ZM98 220V219H96ZM94 220V221H96ZM107 220V219H106ZM125 220V219H124ZM145 220V219H144ZM143 220V221H144ZM233 221H235L234 219H232ZM86 221V220H85ZM89 221V220H88ZM114 221V220H113ZM139 221V220H138ZM222 221V220H221ZM263 221V220H262ZM91 222V221H90ZM109 223V221H107ZM135 222V221H134ZM227 222V221H226ZM237 222V221H236ZM258 222V221H257ZM59 223V222H58ZM72 223V222H71ZM75 223V222H74ZM73 223V224H74ZM86 223V222H85ZM88 223V222H87ZM105 223V222H104ZM107 223V224H108ZM112 223V222H110ZM109 223V224H110ZM132 223V222H131ZM143 223V222H142ZM140 223V225L142 224ZM234 223V222H233ZM249 223V222H248ZM22 224V223H21ZM76 224V223H75ZM92 224V223H91ZM100 224V223H99ZM129 224V223H128ZM225 224V222H224ZM228 224V223H227ZM246 224V223H245ZM23 225V224H22ZM25 225V224H24ZM90 225V224H89ZM88 225V226H89ZM115 225V224H114ZM137 225V224H136ZM135 225V226H136ZM167 225V224H166ZM231 225V224H230ZM238 225V224H237ZM96 226H99L98 224H96ZM94 226V227H96ZM101 226V224H100ZM123 226V225H122ZM127 226V225H126ZM134 226V225H133ZM220 226V225H219ZM241 226V225H240ZM68 227H69V222H68ZM80 227V226H79ZM84 227V226H83ZM82 227V228H83ZM118 227V226H117ZM121 227V226H120ZM144 227V226H143ZM149 227V226H148ZM155 227V226H154ZM169 227V225H168ZM233 227V226H232ZM75 228V227H74ZM87 228V227H86ZM89 228V227H88ZM106 228V227H105ZM110 228V226H109ZM112 228V227H111ZM110 228V229H111ZM127 228V227H126ZM160 228V227H159ZM165 228V227H164ZM167 228V227H166ZM219 228V227H218ZM109 229V230H110ZM128 229V228H127ZM131 229V228H130ZM135 229H139V228H135ZM133 229V230H135ZM141 229V228H140ZM91 230V229H90ZM101 230V229H100ZM105 230V229H104ZM114 230V229H113ZM125 230V229H124ZM142 230V229H141ZM140 230V231H141ZM157 230V229H156ZM161 230V229H160ZM256 230V229H255ZM78 231V230H77ZM74 229H65L62 228L61 225L58 224V238H60V242H57V246H59V253L61 254H66L68 253L69 255L75 254L80 248H82V246L80 245V239L78 238V232ZM111 231V230H110ZM116 231V230H115ZM132 231V230H131ZM138 231V232H140ZM168 231V230H167ZM203 231V230H202ZM221 231V230H220ZM226 231V230H225ZM234 231V229H233ZM81 232V231H80ZM90 232V231H89ZM93 232V230H92ZM119 232V231H116ZM123 232V231H122ZM126 232V231H124ZM163 232V231H162ZM200 232V231H199ZM56 233V234H57ZM83 233V232H82ZM86 233V232H85ZM115 233V232H114ZM146 233V232H145ZM212 233V232H211ZM0 234L4 237L6 236L4 230H0ZM95 235V233H92V235ZM104 234V233H103ZM108 234V233H107ZM117 234V233H116ZM125 234V233H124ZM147 234V233H146ZM217 233H215L216 235ZM89 235V234H88ZM97 235V234H96ZM100 235V234H99ZM114 235V234H112ZM123 235V234H122ZM129 235V234H128ZM140 235V234H139ZM153 235V234H152ZM155 235V234H154ZM163 235V234H162ZM208 235V234H207ZM78 236V237H77ZM98 236V235H97ZM108 236V235H107ZM145 236V235H144ZM148 236V235H147ZM150 236V235H149ZM209 236V235H208ZM55 237V236H54ZM53 237V238H54ZM57 237V235H56ZM85 237V236H84ZM90 237V236H88ZM94 237V236H93ZM99 237V236H98ZM119 237V236H118ZM130 238V236H128ZM134 237V236H133ZM136 237V236H135ZM154 237V236H153ZM152 237V238H153ZM161 237V236H160ZM169 237V236H168ZM168 237H165L168 238ZM172 237V236H171ZM207 237V236H206ZM214 237V236H213ZM216 237V236H215ZM101 238V237H100ZM141 238V237H140ZM149 238V237H148ZM159 238V237H158ZM164 238V237H163ZM64 241H63V240ZM84 239V238H83ZM88 239V238H87ZM94 239V238H93ZM124 239V238H123ZM1 240V239H0ZM82 240V239H81ZM86 240V239H85ZM118 240V239H117ZM129 240V239H128ZM135 240V239H134ZM138 240V239H137ZM136 240V241H137ZM142 240V238H141ZM150 240V238H149ZM101 241V240H98ZM96 241V242H98ZM109 241V240H108ZM123 240H121L122 242ZM127 241V240H126ZM158 241V240H157ZM170 241V240H169ZM190 241V240H189ZM188 241V242H189ZM192 241V240H191ZM195 241V240H194ZM208 241V240H207ZM82 242V241H81ZM102 242V241H101ZM115 242V241H114ZM160 242V241H159ZM164 242V241H163ZM193 242V241H192ZM197 242V241H196ZM56 244V242H54ZM107 243V242H105ZM110 243V241H109ZM133 243V242H132ZM150 243V242H149ZM190 243V242H189ZM200 243V242H199ZM52 244V242H51ZM82 244V243H81ZM90 244V243H89ZM94 244V243H93ZM100 244V242H99ZM125 244V243H124ZM138 244V243H137ZM154 244V243H152ZM151 244V245H152ZM164 244V243H163ZM194 244V243H193ZM198 244V243H197ZM196 244V246H197ZM86 245V244H85ZM91 245V244H90ZM122 245V244H121ZM119 245V246H121ZM130 245V244H129ZM136 245V244H135ZM248 245V244H247ZM251 245V243H250ZM94 246V245H92ZM98 246V245H97ZM117 246V245H116ZM118 246V247H119ZM132 246V245H131ZM134 246V245H133ZM158 246V245H157ZM116 247V249L118 248ZM122 247V246H121ZM135 247V246H134ZM198 247V246H197ZM201 247V246H200ZM199 247V248H200ZM263 247V246H262ZM84 248V247H83ZM96 248V247H95ZM101 248V247H100ZM112 248V247H111ZM125 248V247H124ZM157 248V247H156ZM183 248V247H182ZM185 248V247H184ZM191 248V247H189ZM193 248V247H192ZM205 248V247H204ZM55 249V248H53ZM78 249V250H77ZM88 249V248H87ZM99 249V248H98ZM115 249V250H116ZM121 250H123L122 248H120ZM146 249V248H145ZM144 249V250H145ZM150 249V248H149ZM148 249V250H149ZM154 249V248H153ZM175 249V248H174ZM177 249V248H176ZM186 249V248H185ZM188 249V247H187ZM264 249V248H263ZM91 250V249H89ZM103 250V249H102ZM105 250V249H104ZM108 250V249H107ZM106 250V251H107ZM118 250V249H117ZM128 250V249H127ZM182 250V249H181ZM198 250V249H197ZM204 250V249H203ZM93 251V250H92ZM124 251V250H123ZM156 251V250H155ZM186 251V250H185ZM207 251V250H206ZM52 252V251H50ZM83 252V251H82ZM86 252V251H85ZM94 252V251H93ZM116 253H114L112 255V257H110L107 260V264H121V262L119 261V257H117L118 251H115ZM171 252V251H170ZM175 252V251H174ZM192 252V251H191ZM190 252V253H191ZM198 252V251H195ZM239 252V251H237ZM89 253V252H88ZM107 253V252H106ZM188 253V252H186ZM200 253V252H199ZM205 253V252H204ZM202 253V254H204ZM246 253V252H245ZM49 254V253H48ZM99 254V253H98ZM109 254V253H108ZM147 254V253H146ZM155 254V253H154ZM196 254V253H195ZM244 254V253H243ZM51 255V254H50ZM76 255V254H75ZM90 255V254H89ZM93 255V253H92ZM137 255V254H136ZM139 255H143V254H139ZM264 255V254H263ZM65 256V255H63ZM73 256V255H72ZM120 256V255H119ZM181 256V255H180ZM57 257V256H55ZM62 257V256H61ZM68 257V256H67ZM66 257V258H67ZM79 257V255H78ZM87 257V256H86ZM96 257V256H94ZM93 257V258H94ZM99 257V256H98ZM47 258V257H46ZM81 258V257H80ZM184 258V257H182ZM236 258V257H235ZM248 258V257H247ZM251 258V257H250ZM51 259V258H50ZM53 259V258H52ZM61 259V258H60ZM65 259V258H64ZM75 259V258H73ZM78 259V258H77ZM90 259V258H88ZM105 258H103L104 260ZM239 259V258H238ZM243 259V258H241ZM245 259V258H244ZM55 260V259H54ZM62 260V259H61ZM67 260V259H66ZM85 260V259H83ZM247 260V259H246ZM40 261V260H39ZM58 261V260H57ZM75 261V260H73ZM81 261V259H80ZM88 261V260H87ZM237 261V260H236ZM250 261V260H249ZM252 261V260H251ZM250 261V262H251ZM52 262V261H51ZM65 262V261H63ZM67 262V261H66ZM260 262V261H258ZM69 263V262H68ZM75 263V262H73ZM90 263V261H89ZM100 263V262H99ZM97 263V264H99ZM237 263V262H236ZM235 263V264H236ZM239 263V260H238ZM47 264V263H46ZM55 264V263H54ZM59 264V263H58ZM64 264V263H63ZM76 264V263H75ZM80 264V263H79ZM92 264V263H91ZM106 264V263H105ZM224 264V263H223ZM241 264V263H240ZM261 264V263H259ZM263 264V263H262Z\"/></svg>",
  "mask_w": 264,
  "mask_h": 264
}]
</instances>
